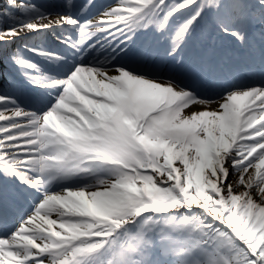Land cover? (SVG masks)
Returning a JSON list of instances; mask_svg holds the SVG:
<instances>
[{
    "label": "snow or ice",
    "instance_id": "snow-or-ice-1",
    "mask_svg": "<svg viewBox=\"0 0 264 264\" xmlns=\"http://www.w3.org/2000/svg\"><path fill=\"white\" fill-rule=\"evenodd\" d=\"M0 264H264V0H4Z\"/></svg>",
    "mask_w": 264,
    "mask_h": 264
},
{
    "label": "bare ground",
    "instance_id": "bare-ground-1",
    "mask_svg": "<svg viewBox=\"0 0 264 264\" xmlns=\"http://www.w3.org/2000/svg\"><path fill=\"white\" fill-rule=\"evenodd\" d=\"M1 2V4H3L4 3V0H0ZM41 1V0H40ZM77 2H78V0H77ZM101 2H106V0H101ZM139 39L140 40H143V39H146V37H143V36H141V37H139ZM19 46V43L17 42V43H14L13 44V47H18ZM26 210V209H25Z\"/></svg>",
    "mask_w": 264,
    "mask_h": 264
},
{
    "label": "rangeland",
    "instance_id": "rangeland-1",
    "mask_svg": "<svg viewBox=\"0 0 264 264\" xmlns=\"http://www.w3.org/2000/svg\"><path fill=\"white\" fill-rule=\"evenodd\" d=\"M157 41L159 40V38L158 37H154Z\"/></svg>",
    "mask_w": 264,
    "mask_h": 264
}]
</instances>
